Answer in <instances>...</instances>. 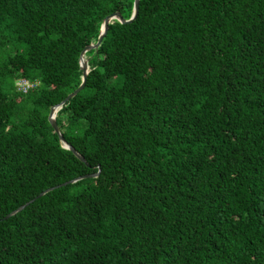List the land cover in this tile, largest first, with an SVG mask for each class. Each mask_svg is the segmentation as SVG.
I'll use <instances>...</instances> for the list:
<instances>
[{
	"label": "trees",
	"instance_id": "obj_1",
	"mask_svg": "<svg viewBox=\"0 0 264 264\" xmlns=\"http://www.w3.org/2000/svg\"><path fill=\"white\" fill-rule=\"evenodd\" d=\"M134 4L0 0V264H264V0H140L57 112L86 162L49 121Z\"/></svg>",
	"mask_w": 264,
	"mask_h": 264
},
{
	"label": "water",
	"instance_id": "obj_2",
	"mask_svg": "<svg viewBox=\"0 0 264 264\" xmlns=\"http://www.w3.org/2000/svg\"><path fill=\"white\" fill-rule=\"evenodd\" d=\"M139 8H140V0H135V4H134V10H133V14L131 16L130 19H126L122 16V14L120 12H114L110 15H108L104 21H103V24H102V29H101V33H100V36H99V39H98V42L95 43V44H90L88 46H86L82 52H81V55H80V65H81V68L82 70L84 71V76H83V81L81 83V85L76 89L74 90L72 93H70L66 99H64L61 103L55 105L52 107L51 109V112L49 114V121L51 122L52 126L54 127V129L56 130V132L58 133L61 141L65 144V147L72 150L81 160L85 161L86 162V159L85 157L73 146L71 145L67 139L65 138V136L63 135L58 123H57V119H56V116H57V112L63 107V105L69 100L71 99L72 97L76 96L80 91H82L85 86H86V83H87V78H88V75H89V61L88 59L86 58V53L92 49H97L99 48V46L101 45L102 41L104 40V38L106 37L108 31H109V28H110V24L111 22L114 20V19H117L119 20L120 22L122 23H129V22H132L136 19L138 13H139ZM100 174V171L97 173V174H92V175H85V176H81V177H78V178H75V179H72V180H69L67 182H64L62 184H59V185H56V186H53L51 188H48L46 189L45 191L41 192L37 197H35L34 199H32L31 201L21 205L19 208L15 209L14 211H12L11 213H9L4 219H7L9 218L10 216L12 215H15L16 213H18L19 211L23 210L26 206H28L31 202H33L34 200H36V198H39L43 195H45L46 193H48L49 191L51 190H54L56 188H59L61 186H65L69 183H74L82 178H85L87 176H97Z\"/></svg>",
	"mask_w": 264,
	"mask_h": 264
},
{
	"label": "built area",
	"instance_id": "obj_3",
	"mask_svg": "<svg viewBox=\"0 0 264 264\" xmlns=\"http://www.w3.org/2000/svg\"><path fill=\"white\" fill-rule=\"evenodd\" d=\"M37 83H34L32 81H29V80H20L17 85H18V88L21 90V91H24V92H27L30 88H32L33 86H35Z\"/></svg>",
	"mask_w": 264,
	"mask_h": 264
}]
</instances>
